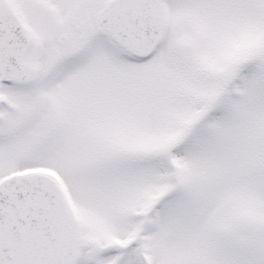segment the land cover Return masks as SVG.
<instances>
[{
	"label": "snow or ice",
	"instance_id": "6c2138e0",
	"mask_svg": "<svg viewBox=\"0 0 264 264\" xmlns=\"http://www.w3.org/2000/svg\"><path fill=\"white\" fill-rule=\"evenodd\" d=\"M0 264H264V0H0Z\"/></svg>",
	"mask_w": 264,
	"mask_h": 264
}]
</instances>
